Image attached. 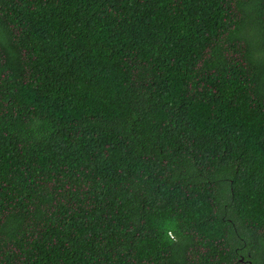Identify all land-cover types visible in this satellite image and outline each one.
I'll return each instance as SVG.
<instances>
[{
	"label": "trees",
	"instance_id": "1",
	"mask_svg": "<svg viewBox=\"0 0 264 264\" xmlns=\"http://www.w3.org/2000/svg\"><path fill=\"white\" fill-rule=\"evenodd\" d=\"M0 264H264V0H0Z\"/></svg>",
	"mask_w": 264,
	"mask_h": 264
},
{
	"label": "water",
	"instance_id": "2",
	"mask_svg": "<svg viewBox=\"0 0 264 264\" xmlns=\"http://www.w3.org/2000/svg\"><path fill=\"white\" fill-rule=\"evenodd\" d=\"M241 261H243V260H241Z\"/></svg>",
	"mask_w": 264,
	"mask_h": 264
}]
</instances>
